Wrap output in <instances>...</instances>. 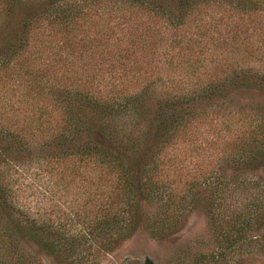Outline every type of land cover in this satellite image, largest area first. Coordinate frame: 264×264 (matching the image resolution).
Here are the masks:
<instances>
[{
  "label": "trees",
  "instance_id": "trees-1",
  "mask_svg": "<svg viewBox=\"0 0 264 264\" xmlns=\"http://www.w3.org/2000/svg\"><path fill=\"white\" fill-rule=\"evenodd\" d=\"M227 3L264 17V0H0V264H43L36 250L58 264H86L93 249L113 251L142 225L150 234L178 228L184 203L206 196L226 246L193 264L264 247V106L249 107L241 129L215 118L232 108V90L264 91V72L200 79L190 73L203 67L193 59L198 41L186 47L180 76L150 72L166 26L182 31ZM143 19L159 26L133 35ZM207 140L222 145L226 161L179 197L175 151ZM55 187L63 191L57 208L72 204L66 221L38 205L43 192L55 201Z\"/></svg>",
  "mask_w": 264,
  "mask_h": 264
},
{
  "label": "rangeland",
  "instance_id": "rangeland-1",
  "mask_svg": "<svg viewBox=\"0 0 264 264\" xmlns=\"http://www.w3.org/2000/svg\"><path fill=\"white\" fill-rule=\"evenodd\" d=\"M227 6L217 12L213 9L203 10L179 32H174L165 25L164 41L158 46L157 54L152 59L150 72H171L177 76L181 70V62L190 59L186 47L196 41L198 44L193 47V59L198 58L199 66L203 67L191 69L190 73L200 75V79L221 76L238 68L264 72V17L244 15L229 8L228 3ZM142 21H145L142 27H137L133 35L148 36L159 26L155 19ZM178 41L182 42L184 48L179 47ZM100 63L98 61L97 65L100 66ZM229 100L233 102L232 108L218 109L220 114L215 118L218 123L223 119H232L233 128L241 129L248 126L247 117L251 116L248 108L264 106V91L259 88L235 89ZM228 111H232L234 116ZM209 144V140L201 148L183 144L178 153L175 151L182 161L181 169L174 176L180 184L174 185L178 196L196 178V181L203 183L207 174L216 168L214 166L224 160L222 145L213 148ZM223 168L228 177L232 169L227 164H223ZM259 175L264 179V169L259 171ZM60 188L53 189L55 201L44 200V192L40 194L38 205L46 206L53 219L60 216L66 221L67 214L70 213L68 208L72 204L57 208L56 202L62 203L59 196L63 195V191H58ZM78 192L74 188L72 193ZM208 203V196L194 205H189L187 200L184 203L186 209H183V222L178 228L172 227L163 234H150L142 225L113 251L93 249L95 257H90L86 264H193L200 255L218 254L226 245L213 225ZM145 211L149 217L156 214L155 206L147 207ZM144 225L147 226L146 223ZM252 234L257 232L253 231ZM36 252L43 264H58L52 257L39 250ZM211 264H264V247L258 244L244 246V250L230 253L228 263L226 260Z\"/></svg>",
  "mask_w": 264,
  "mask_h": 264
}]
</instances>
